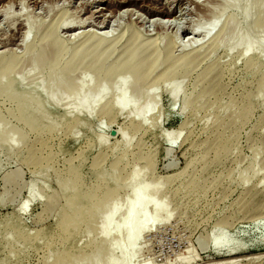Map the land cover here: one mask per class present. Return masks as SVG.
<instances>
[{"label": "bare ground", "instance_id": "obj_1", "mask_svg": "<svg viewBox=\"0 0 264 264\" xmlns=\"http://www.w3.org/2000/svg\"><path fill=\"white\" fill-rule=\"evenodd\" d=\"M8 11L5 8L2 16H9ZM205 12L210 14L209 25H194L192 29L193 35L206 39L198 46L181 45L166 33V20L172 18L169 10L156 12L152 14L155 19L151 18L164 33L148 35L141 28L145 24L142 16L126 9L118 11L117 17L125 15L131 24L111 35L81 31L85 22L73 24L67 12H59L46 24L26 19L21 37L23 52L0 51V149L9 159L29 167L34 176L26 187V200L14 214L24 211L35 196L46 195L38 177L50 178L57 185L50 196L51 204L63 201L64 211L55 228L43 238L53 247L45 250L41 264H152V258L138 261L139 252L143 238L172 218V210H164V205L175 203L185 212L190 200L216 189L220 174L215 171L224 161L233 163L234 168L246 163L236 182L243 188L237 201L239 206L243 204L241 208L261 192L250 184L257 167L264 164V137L255 141L253 135L246 136L252 150L247 159L238 153L237 138L244 126L249 127V134L254 131L260 137L264 132V0L221 1L218 11ZM105 18L102 25L107 22ZM64 30L71 35L64 37ZM233 51L234 56L224 63L222 58L230 57ZM239 61H243L237 71L242 79L229 90L226 77ZM33 73L37 74V90L17 91V86ZM110 90L119 91L107 98ZM157 90L166 95L171 111L178 105V113L184 116L214 110L229 113L206 132L203 141L192 140L186 119L179 132L159 133L174 145L185 132L183 140L196 152L182 170L167 178L154 175L153 161L143 141V135L159 125L154 119L159 112L153 106ZM60 102H64L61 108L65 113L56 118L50 106L60 107ZM259 110L262 114L257 116ZM73 114L94 118L98 125H110L121 115L128 119L118 130L120 140L115 145H107L103 135L89 137L88 149H99L89 165L93 182L89 185L80 173V164H75L83 152L63 158L60 167L55 165L57 156L51 145L55 134L62 132L76 140L78 130L86 126L79 118L70 120ZM153 119L155 122H150ZM7 174L2 178L3 190L12 200L25 185L19 172ZM175 182L177 187L167 188V183ZM222 223L226 222L216 224ZM77 228L80 235L70 249L67 234ZM3 234L6 240L14 238V232L7 228H3ZM232 242V237L223 235L215 245L228 249ZM195 259L188 253L178 262L193 264ZM255 260L242 256L210 264Z\"/></svg>", "mask_w": 264, "mask_h": 264}, {"label": "rangeland", "instance_id": "obj_2", "mask_svg": "<svg viewBox=\"0 0 264 264\" xmlns=\"http://www.w3.org/2000/svg\"><path fill=\"white\" fill-rule=\"evenodd\" d=\"M221 1L228 0H0V51L10 49L17 54L23 52L21 37L25 32L23 24L26 19L33 23L36 22V24L38 22L46 24L59 12H67L71 16L70 21L73 24L79 21L80 23L85 22L81 31L92 30L99 33L107 32L111 35V33L116 34L120 28L131 24L129 17L125 15L121 18L117 17L118 11L126 9L135 15L142 16L145 24L141 28L148 35L164 33L162 31L165 30L157 27L155 22L152 23L151 18L155 17L152 14H156V12L165 13L169 10L172 18L166 20V25H168L166 33L169 36H175L181 45L195 43L194 45L198 46L206 39L201 35L192 34L194 25L204 27L209 25L207 16L210 14L205 11H218L221 8ZM231 1L235 3L238 0ZM5 8L9 9L7 17L2 16V11ZM102 17H106V24L102 25ZM61 34L64 37L71 35L65 30ZM235 52L233 51L230 57H223L222 61L228 63ZM242 66L243 61H239L237 66L232 69L233 73L226 77L225 82H227L229 90H233L241 81L242 73L237 71ZM34 78L37 80L36 73L28 76L22 85L17 86V91L26 93L37 90L38 80L35 81ZM117 91L111 92L110 90L107 98L118 94ZM157 91L156 105L153 106L159 112L154 116L155 120H159V125L153 126L150 132L145 133L143 141L153 161L154 175L167 178L182 170L185 164L194 158L196 152L191 150L188 143L183 140L185 132L181 133L174 145L165 142L160 138L159 133L161 131L163 133L179 132L180 124L186 119L192 140L203 141L207 137L206 132L229 113H218L214 110L207 113H185L184 116L178 113V105L171 111L166 95L162 94L161 90ZM131 102L133 103L134 100L132 99ZM63 103L60 102V107L50 106L51 114L54 117L60 118L64 115L65 109L61 108ZM260 114H262L261 110L256 112L257 116ZM74 118L83 120L86 126L78 130L79 137L76 140L62 132L55 134L51 143L57 156L55 165L60 167L63 158L76 157L79 152H83L82 159L79 162L76 161L75 164H80V173L84 177L85 183L89 185L93 183L90 178L89 165L99 152V149L96 148L88 149L89 137L103 135L107 145H115L120 140L118 130L123 122H128V119L126 115H121L115 120L116 122L110 125L105 122L98 125L96 119L86 118L84 115L73 114L69 117L70 120ZM154 119L150 122L154 123ZM149 123L147 122V124ZM247 129L249 127L244 126L237 138L238 153L242 158L245 157L244 159L252 155L250 144L246 140L248 135H253L252 138L255 141L264 137L263 130L259 137L254 131L249 134L250 130ZM8 130L9 126L5 131ZM20 147L23 148V146ZM10 159L0 149V264H41L45 250L48 247H53V243L43 238H47L45 235L55 228L59 216L64 211L63 201L59 200L56 205L51 204L50 196L52 197L56 192L57 185L50 178L38 177V185L45 187L46 195L35 196L26 204L27 208L25 207L24 211L14 214L18 206L26 200V187L32 182L34 176L29 167L22 165L17 160ZM195 167L199 166L195 165ZM238 167L234 168L233 163L227 161L217 167L215 173H219L220 178L215 185L216 189L215 187L214 190L211 188L205 195L201 193L197 200H190L186 204L187 208L184 209L186 213L181 208L178 210L175 203H166L164 210L168 212L172 210L173 216L167 222L159 223L154 231L149 232L143 238L142 252L140 250L138 261L142 262L152 258V264H183L178 262V258L179 260L186 259L190 253L196 258L193 264H210L212 261L242 256H252L256 260L252 263L240 261L236 264H264V188H262L264 183H260L264 180V164L260 163V166L257 167L256 177L250 184L261 192H257L253 199L242 206L243 208H241L243 204L239 206L237 203L243 188L237 187L236 182L240 172L246 167L245 161ZM16 172L21 174V182L25 186L13 194V198L10 200L7 195H4L2 178L6 176V173L11 175ZM168 186L174 188L178 186V183H167V188ZM13 191L14 189L11 188L10 194ZM218 221L226 223L217 225ZM3 228L12 230L14 238L6 240ZM78 235H80L79 228L69 230L66 241L68 248L73 249L78 241ZM223 235H228L233 239V244L228 249L218 248L215 245ZM52 260L53 257L49 262Z\"/></svg>", "mask_w": 264, "mask_h": 264}]
</instances>
